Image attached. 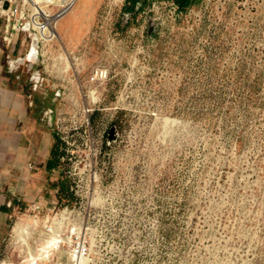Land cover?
<instances>
[{
    "label": "rangeland",
    "instance_id": "1",
    "mask_svg": "<svg viewBox=\"0 0 264 264\" xmlns=\"http://www.w3.org/2000/svg\"><path fill=\"white\" fill-rule=\"evenodd\" d=\"M86 1L90 27L33 55V34L3 41L0 19L7 67L46 110L59 157L0 264L35 251L48 218L87 230L92 264H264V0Z\"/></svg>",
    "mask_w": 264,
    "mask_h": 264
},
{
    "label": "crops",
    "instance_id": "2",
    "mask_svg": "<svg viewBox=\"0 0 264 264\" xmlns=\"http://www.w3.org/2000/svg\"><path fill=\"white\" fill-rule=\"evenodd\" d=\"M87 6L81 0L72 14L60 20V37L68 31L70 36L80 31L72 30L73 17L88 13ZM92 19L91 15L88 28ZM53 144L46 110L34 99L27 82L7 67L4 49L0 48V251L19 205L45 203L43 183Z\"/></svg>",
    "mask_w": 264,
    "mask_h": 264
},
{
    "label": "built area",
    "instance_id": "3",
    "mask_svg": "<svg viewBox=\"0 0 264 264\" xmlns=\"http://www.w3.org/2000/svg\"><path fill=\"white\" fill-rule=\"evenodd\" d=\"M6 2H8L7 7H5ZM76 2L77 0H68L61 4L56 0H49L43 3V8H34V6L30 8L27 0H0V19L4 22L3 41H9L12 33L22 34L23 41L28 39V34H36L39 39L37 46H44L48 42L57 40L55 32H52L53 28L59 18L68 13ZM52 6L57 7L58 10L49 13L46 7ZM44 54L45 51L42 50L41 55ZM8 67L13 73L18 71L13 61ZM16 76L20 77V74L17 73ZM36 211H40V208L37 207ZM59 221L57 218L55 221L50 220L46 234L59 237L60 251L62 250L67 256L66 262L60 264H92L93 249L87 230L72 222L61 226Z\"/></svg>",
    "mask_w": 264,
    "mask_h": 264
},
{
    "label": "bare ground",
    "instance_id": "4",
    "mask_svg": "<svg viewBox=\"0 0 264 264\" xmlns=\"http://www.w3.org/2000/svg\"><path fill=\"white\" fill-rule=\"evenodd\" d=\"M30 4H32L33 6H35L34 8H40V7H44L43 3L49 0H27ZM57 3H61L64 4L66 1L68 0H56ZM85 1V5L87 4V8L89 7V1ZM72 10L74 11L75 9H71L70 12H68V14H72ZM69 14V15H70ZM87 14V15H86ZM83 13V14H77L73 17V22H74V26L72 28L73 31L77 30H81L84 28H88V24H89V20L91 19V15L88 13ZM66 16V15H65ZM64 15L62 17L59 18V20L56 22L55 27L53 28L54 30L52 31L53 33L55 32V35L57 37V39L59 38V36H57V31H58V27H59V23L60 20L65 17ZM79 18V21L76 22V19ZM76 22V23H75ZM38 36L36 34H33V47H32V51H31V55L35 54V49H36V45L38 44ZM29 54V56H31ZM65 62L67 64L66 67H70L71 66V60L69 59L68 55L65 56ZM49 221L50 218H48L45 222L46 226L45 228L49 225ZM53 221V220H52ZM32 226H37V222H33L31 223L30 221L27 222V224L23 225V226H18L17 228L14 229V231L18 232L19 231V235L21 234H28L29 235V229ZM47 235V234H46ZM22 242H24V244L26 246L27 243L25 241L24 238L21 239ZM28 250H27V256L26 259L21 263V264H46L48 262H50L52 260V258H54V255L56 252H60V248H59V237H57L56 235H47L46 237H43L40 239V242L37 245V248L35 249V251H32L31 248L28 246ZM63 252V251H62ZM61 257V256H60ZM66 261V260H65Z\"/></svg>",
    "mask_w": 264,
    "mask_h": 264
},
{
    "label": "trees",
    "instance_id": "5",
    "mask_svg": "<svg viewBox=\"0 0 264 264\" xmlns=\"http://www.w3.org/2000/svg\"><path fill=\"white\" fill-rule=\"evenodd\" d=\"M131 1H132V6L129 7V9H133L134 5L136 4V2H137L138 0H131ZM177 2H178V1H177ZM190 2H191L190 0H185L183 6H188V5L190 4ZM147 3H149V0H143L141 8H144L145 4H147ZM55 154H56V152H55V153L53 152V156H55ZM56 156H57V155H56ZM58 163H59V157H58V158H55V157H54V159H51V160L48 162L47 169H48L49 171L57 169V167H58ZM66 184H67V183H66L65 181H62V182L60 183L61 191H60V193H59V195H58V199H59L60 201H62L64 198H66V196H65V194L67 193V186H66Z\"/></svg>",
    "mask_w": 264,
    "mask_h": 264
},
{
    "label": "water",
    "instance_id": "6",
    "mask_svg": "<svg viewBox=\"0 0 264 264\" xmlns=\"http://www.w3.org/2000/svg\"><path fill=\"white\" fill-rule=\"evenodd\" d=\"M177 1H178L180 6H182L184 3V0H177ZM7 6H8V2L5 3V7H7ZM113 133H114V128H111V130H110V138L111 139L113 138Z\"/></svg>",
    "mask_w": 264,
    "mask_h": 264
},
{
    "label": "flooded vegetation",
    "instance_id": "7",
    "mask_svg": "<svg viewBox=\"0 0 264 264\" xmlns=\"http://www.w3.org/2000/svg\"><path fill=\"white\" fill-rule=\"evenodd\" d=\"M190 1H191V0H190ZM184 2H185V0H184ZM183 4H184V3H183ZM13 74L16 76L17 73H13Z\"/></svg>",
    "mask_w": 264,
    "mask_h": 264
}]
</instances>
